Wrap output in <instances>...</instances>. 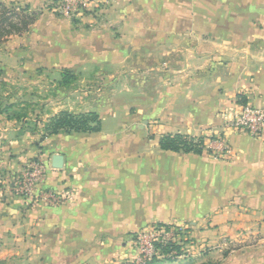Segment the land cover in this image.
<instances>
[{
	"label": "crops",
	"instance_id": "1",
	"mask_svg": "<svg viewBox=\"0 0 264 264\" xmlns=\"http://www.w3.org/2000/svg\"><path fill=\"white\" fill-rule=\"evenodd\" d=\"M24 1L36 11L55 0ZM87 2L92 13L75 21L51 6L33 25L50 71L113 76L134 54L148 59L154 49L180 55L187 66L168 69L176 80H161L150 92L121 84L91 100L64 98L52 114L97 113L100 133H60L42 145L17 133L0 148L7 154L0 165V259L120 264L134 253L133 237L152 224L199 222L220 238H262L218 264H264V139L225 127L240 96L264 108V0ZM4 131L7 140L12 130ZM176 134L203 138V153L163 151L160 139ZM222 137L228 152L220 156ZM55 155L64 157L62 169L53 167ZM37 158L47 165L44 189L71 194L67 204H30L13 194L12 181Z\"/></svg>",
	"mask_w": 264,
	"mask_h": 264
},
{
	"label": "rangeland",
	"instance_id": "2",
	"mask_svg": "<svg viewBox=\"0 0 264 264\" xmlns=\"http://www.w3.org/2000/svg\"><path fill=\"white\" fill-rule=\"evenodd\" d=\"M0 4L5 5L9 11L19 8L20 10H25L28 15L35 14L37 20L51 6L57 8L56 15L66 16L61 11L64 0L48 2L36 11L29 8L24 0H0ZM93 9L94 7H89V5L76 8V12L72 16L66 17L75 21L78 16L91 14ZM33 25L26 32L20 35H13L0 44V148L3 145H7L8 148L10 146L9 141L16 138L17 133L22 136L27 133L34 135L38 144L42 145L47 139L43 140L44 126L53 117L54 110L64 98L74 96L78 99L88 98L91 100L96 97V93L99 90L111 89L121 84H131L138 89L145 87L150 92L156 89L158 82L161 80H166L167 83H172V81L176 80L178 75L175 74L176 76H174L173 73H169L172 72L171 69L187 66V61H184L180 55L176 53L163 55L162 50L158 52V49H154L152 50L153 54L148 59L141 57L139 53L134 54L133 59L125 62L122 69L116 71L117 73L113 74V76L102 78L77 77L73 85L63 87L60 86V74L62 72L57 73L55 69L50 71L51 69L45 66L43 60L45 46L35 41V38L40 37L36 35V30L32 29ZM40 58L42 61H39ZM164 68L167 69L165 70ZM168 69L170 70L169 72L167 71ZM148 70L150 72L147 73ZM94 92L96 93L94 94ZM123 97V103L129 101L128 97ZM68 103L71 102L68 101ZM8 128L12 130V134L9 139L5 140L4 134L6 135V132L4 130ZM15 128H19V132L13 131ZM7 152H9L8 149ZM6 158L7 154L0 156V165L4 164ZM31 162H40L47 166L45 161L40 158ZM1 171L2 169H0ZM27 171L28 166L12 182L21 180ZM13 194L17 196L14 192ZM17 197L21 198V196ZM30 204L33 203L30 202ZM206 225L208 226V223L200 224L199 222L194 225L191 222L163 224V226L180 228L184 236H178L176 230L174 234L175 240H172L173 242H179L181 255L177 256L176 251H172L169 255L171 257L170 261H165L166 257L158 251L154 257L158 259L159 264H218L232 250L255 246L262 239L260 235L254 236L251 234L249 236L243 234V236L239 237L220 238L219 235H216V228L205 229ZM132 246L133 255L120 264H127L128 262L138 264L140 254L137 235L133 237ZM0 264L17 263L13 259H0Z\"/></svg>",
	"mask_w": 264,
	"mask_h": 264
},
{
	"label": "built area",
	"instance_id": "3",
	"mask_svg": "<svg viewBox=\"0 0 264 264\" xmlns=\"http://www.w3.org/2000/svg\"><path fill=\"white\" fill-rule=\"evenodd\" d=\"M86 0H64L61 11L66 16H72L76 8L86 7ZM226 129L231 132L245 133L253 138L264 139V108H256L250 105H241L233 119L227 121ZM215 148L219 155L228 152V144L224 137L216 140ZM47 166L40 162H31L28 171L21 180L13 184V192L22 199L33 204H42L47 207H59L72 199L71 194L54 192L44 189ZM178 228V227H177ZM179 230H181L179 228ZM176 230L170 226H151L137 234V244L140 258L138 264L150 262L157 254V245H165L175 240Z\"/></svg>",
	"mask_w": 264,
	"mask_h": 264
},
{
	"label": "trees",
	"instance_id": "4",
	"mask_svg": "<svg viewBox=\"0 0 264 264\" xmlns=\"http://www.w3.org/2000/svg\"><path fill=\"white\" fill-rule=\"evenodd\" d=\"M37 21L35 14L28 15L25 10L13 9L7 10L5 5L0 4V44L13 35H20L26 32L31 25ZM77 77L69 70H63L61 73V86L69 87L75 83ZM243 106L248 105L247 101L242 98L238 99ZM102 130V120L97 113H73L69 111H62L50 120L44 126L43 140L45 138L58 135L60 133H77V134H95ZM203 138H194L187 135H166L160 139V148L163 151H170L174 153H194L201 155L203 153ZM42 149V148H41ZM153 226H163V224H156ZM177 230L178 236H184L182 230L176 226H170ZM157 250L166 257L165 261H170L169 256L172 251H176V255H181V246L179 242H169L165 245H157ZM161 263V262H160ZM127 264H137L130 263ZM146 264H159L156 257Z\"/></svg>",
	"mask_w": 264,
	"mask_h": 264
},
{
	"label": "water",
	"instance_id": "5",
	"mask_svg": "<svg viewBox=\"0 0 264 264\" xmlns=\"http://www.w3.org/2000/svg\"><path fill=\"white\" fill-rule=\"evenodd\" d=\"M53 167L55 169H62L64 165V157L61 155H55L52 159Z\"/></svg>",
	"mask_w": 264,
	"mask_h": 264
}]
</instances>
